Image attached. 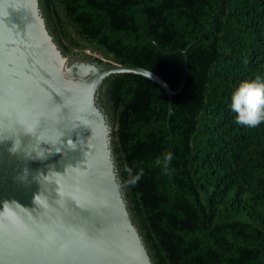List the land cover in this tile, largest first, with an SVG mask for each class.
Masks as SVG:
<instances>
[{
    "label": "trees",
    "instance_id": "1",
    "mask_svg": "<svg viewBox=\"0 0 264 264\" xmlns=\"http://www.w3.org/2000/svg\"><path fill=\"white\" fill-rule=\"evenodd\" d=\"M39 2L65 54L143 66L174 89L194 41L171 112L140 74L98 90L129 209L155 264H264V122L239 125L230 107L239 82L264 79V0Z\"/></svg>",
    "mask_w": 264,
    "mask_h": 264
},
{
    "label": "water",
    "instance_id": "2",
    "mask_svg": "<svg viewBox=\"0 0 264 264\" xmlns=\"http://www.w3.org/2000/svg\"><path fill=\"white\" fill-rule=\"evenodd\" d=\"M189 46L174 89L143 66L65 54L39 0H0V264H155L97 93L113 74H140L171 112Z\"/></svg>",
    "mask_w": 264,
    "mask_h": 264
},
{
    "label": "clouds",
    "instance_id": "3",
    "mask_svg": "<svg viewBox=\"0 0 264 264\" xmlns=\"http://www.w3.org/2000/svg\"><path fill=\"white\" fill-rule=\"evenodd\" d=\"M231 111L235 115V123L257 127L264 122V79L256 76L253 79H245L239 82L231 95ZM171 153L165 156V170L167 165L171 163ZM157 163H160L159 158ZM131 177V183L135 184L141 177V173L132 176L131 170L128 169Z\"/></svg>",
    "mask_w": 264,
    "mask_h": 264
}]
</instances>
